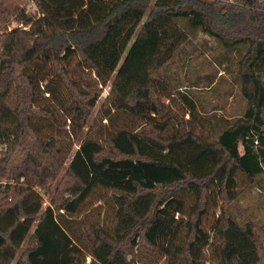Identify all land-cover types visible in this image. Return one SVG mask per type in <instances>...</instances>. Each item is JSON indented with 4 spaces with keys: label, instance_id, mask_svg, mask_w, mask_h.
I'll list each match as a JSON object with an SVG mask.
<instances>
[{
    "label": "trees",
    "instance_id": "trees-1",
    "mask_svg": "<svg viewBox=\"0 0 264 264\" xmlns=\"http://www.w3.org/2000/svg\"><path fill=\"white\" fill-rule=\"evenodd\" d=\"M33 1L38 15L14 0H0V14L12 7L9 11L28 27L5 28L0 35V161L7 171L22 153L21 175L28 183L55 179L64 163L33 123L54 117L40 104L56 92L45 79L44 64L53 63L69 95L66 106L81 126L100 94L81 90L65 61L77 56L100 84L112 81V107L118 112L156 113L152 90L157 75L192 30L227 47H245L242 66L248 67L253 88L249 93L244 89L249 105L242 117L217 130L213 141L190 130L165 139L167 123L152 116L135 130H116L110 148L83 138L67 169L66 191L73 197L57 210L48 206L38 219L42 202L32 201L28 184L0 208V264L14 263L36 220L30 246L14 264H79L80 248L58 215L75 213L100 188L119 192L114 233L90 231L98 239L92 255L102 264H126L133 252L117 244H137L138 239L153 252L163 250L171 264L183 255L187 264H201L208 245L214 246L220 264H259L253 224L239 222L223 207L210 236L201 218L211 194L236 199L238 169L250 178L264 174V0ZM184 101L197 118L192 98L186 95Z\"/></svg>",
    "mask_w": 264,
    "mask_h": 264
},
{
    "label": "rangeland",
    "instance_id": "rangeland-1",
    "mask_svg": "<svg viewBox=\"0 0 264 264\" xmlns=\"http://www.w3.org/2000/svg\"><path fill=\"white\" fill-rule=\"evenodd\" d=\"M14 1L25 12L31 15L39 14L33 0ZM9 10L0 14V35L5 28L8 31L15 27L28 28L23 26L14 12ZM209 21L212 22V19ZM244 48L243 46L227 47L201 30H192L189 40L157 75L159 78L152 90V102L157 104L158 112H147V115H136L134 112L122 113L113 108L114 95L110 90L112 81L105 86L100 84L93 70L75 56L65 61L71 76L78 82L81 90L100 94L84 126L79 124L76 114L66 106V100H70L69 95L55 75L53 63L42 65L46 70L45 79L48 80L50 89L56 92L49 98L42 97L40 104L52 110L54 117L36 118L33 123L64 163L55 179L51 177L46 180L29 179L28 183L26 175H21L24 174L21 165L22 153L17 154V158L9 168L7 167V171H4V165L0 161V208L12 202L15 195L23 194L21 191L29 184L32 201L42 202L38 219L48 206L57 210L59 204L73 197L66 191L70 185L67 169L81 140L97 139L110 148L109 139L116 130L121 128L135 130L151 121L150 116L159 124L167 123L168 129L163 136L165 139L190 130L213 141L217 130L242 117L248 108L245 91L248 93L252 91L253 82L247 71L248 67L246 68L245 64L242 66ZM186 95L195 103L197 118L190 115V107L184 101ZM1 156L3 152L0 151ZM236 175L238 179L236 199L231 201L227 196L211 194L206 212L201 218V227L211 236L221 210L223 207L226 210L227 207L239 222L253 224L261 252L259 264H264V174L250 178L238 169ZM117 194L119 192L115 190L100 188L91 194L75 213L58 215L69 227V233L80 248L79 264H102L92 255L93 249L98 245V239H95L90 231L91 227H94L114 233L113 219L119 205ZM37 223L38 220L34 222L15 261L22 258L27 247L30 246L31 235ZM137 242L134 244L124 241L117 244L125 253L133 252V255H128L126 264H171L170 257L165 255L163 250L156 253L140 239ZM199 261L201 264H220L213 245L203 249ZM176 264H187L186 256H181Z\"/></svg>",
    "mask_w": 264,
    "mask_h": 264
},
{
    "label": "built area",
    "instance_id": "built-area-1",
    "mask_svg": "<svg viewBox=\"0 0 264 264\" xmlns=\"http://www.w3.org/2000/svg\"><path fill=\"white\" fill-rule=\"evenodd\" d=\"M217 1L228 2V3H230V2H232L233 0H217Z\"/></svg>",
    "mask_w": 264,
    "mask_h": 264
}]
</instances>
